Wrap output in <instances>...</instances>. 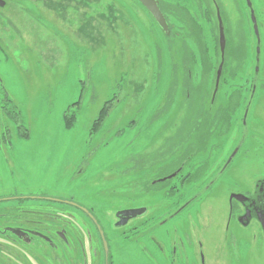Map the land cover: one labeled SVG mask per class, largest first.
Here are the masks:
<instances>
[{"label": "rangeland", "instance_id": "1", "mask_svg": "<svg viewBox=\"0 0 264 264\" xmlns=\"http://www.w3.org/2000/svg\"><path fill=\"white\" fill-rule=\"evenodd\" d=\"M169 1L190 9L198 20H207L205 14L213 20L206 11L208 5L212 8L211 0L203 5L205 14L193 0ZM222 3L232 22L225 59L213 23L176 27L167 38L136 0H10L4 11L9 28L0 24V40L7 42L0 48V76L7 89V95L0 91L5 106L0 124V198L33 195L49 202L0 203V229L18 225L16 208L22 207L58 213L54 224L43 218L49 224L41 228L61 233L70 229L83 239L89 229L97 237L95 227L105 231L113 245L147 244V218L115 230L120 212L147 206L155 213L167 206L158 200L160 194L150 199L134 191V184L144 179L132 174L139 154H156L172 145L173 150L199 153L193 163H202L207 155L217 169L244 140L246 151L244 147L205 199L167 226L169 244L179 233L188 234L194 244L202 237L208 264L231 263L228 256L216 254L226 233L228 194L237 188L250 190L264 178V11H256L263 21L256 72L253 26L236 24L244 4ZM260 3L253 0L256 10ZM254 85L259 120L250 113L244 128ZM220 109L228 126L207 147L198 125L204 126L208 117L215 122L211 118ZM102 111L105 117L97 124ZM77 210L85 211L86 217ZM133 227L138 228L135 237L130 236ZM249 234L244 238L256 243L252 235L256 231ZM0 244L10 246L1 238ZM27 252L25 260L31 264L62 263L65 258V251L52 248ZM139 259L136 264H143L144 258Z\"/></svg>", "mask_w": 264, "mask_h": 264}, {"label": "flooded vegetation", "instance_id": "2", "mask_svg": "<svg viewBox=\"0 0 264 264\" xmlns=\"http://www.w3.org/2000/svg\"><path fill=\"white\" fill-rule=\"evenodd\" d=\"M136 1L150 15L152 18V25L162 30L161 26L153 18L148 9L139 0ZM155 1L157 2L169 29L168 34L162 30L167 38L171 36V29L176 27H205L207 23H213V26L218 28L220 45L222 28L225 37V49L224 53H222L220 45V51L223 59H225L232 22L228 19V12L222 3V0H211L212 8L207 4L208 0H193L201 5V7L205 4L208 5L206 11H211L213 14L211 15L213 16V20L205 14L204 7L203 12L205 17H208V19L201 20L198 16L200 18L198 20L191 14L190 9L184 8L181 5L178 6L176 3L169 0ZM258 1H261L262 3L258 5L259 10H256L253 0H241V4H244V11L241 13V19L236 21V24L239 22L241 23L242 28L244 25L248 26V24H252L253 26L254 36L257 40L256 72L260 70L262 36L260 24L263 23V21L260 22L256 11H264V9H262L264 7V0ZM9 7L10 0H0V24L2 23V27L9 28V18L4 14V11H6ZM253 14L256 20L259 37H257L255 31V24L252 19ZM236 28H238V26ZM262 33H264L263 30ZM2 43L7 45V42L3 40L0 42V48H2ZM235 43H238V39H235ZM239 44L240 42L238 45ZM258 47L260 48L259 55L257 52ZM238 53L239 51L236 49L234 54L237 55ZM221 70H223V65ZM222 72L223 71H221V73ZM219 82L220 79L216 87L219 86ZM256 88L257 87L254 85L251 100L244 114V128L247 126V119L250 113L253 114L255 118H257L256 114H259V109L255 114L256 109L253 106L254 92L256 91ZM0 91L5 92L7 95V89L4 86L1 76ZM4 108L5 106L0 101L1 125L3 121L1 116L4 114ZM226 109L228 113L229 107H226ZM218 112L220 113L213 116L211 121L223 117L221 109ZM261 112L264 117V110H261ZM2 143L3 137L0 131V152L2 150ZM245 144V141L242 140L235 149V151L237 149L238 150L233 159L229 162L235 151L229 155L223 165L217 169H215L212 162H210L211 159L209 158L208 160L207 155L202 160V163H193L194 159H198L199 153H186L185 149L180 151L163 146L156 154L149 152L139 154V158H136L139 163L134 168L132 166V174H134L135 177L143 175L144 179L134 184V191H139V193L148 196L150 199H157L155 196L160 194L162 195V198L159 197L158 200L166 203L167 206L165 209L160 210V212L155 213H150L147 206H136L127 209H145V212L142 213L141 216L129 219L123 226L118 225L126 221V216L117 215L115 230L119 231L127 226H130L133 222L142 218H147L144 230V233L146 234L145 236L149 241L147 244H137L135 242L124 245H113L109 243L111 240H107L105 231H103L104 233L102 235L101 232L95 229V227L93 229L95 233H97V237H93L89 229V231H85L88 232V234H86L83 239L78 237L74 231L70 229L69 232L66 230L61 233L57 231V229L41 228V225L49 224L44 222L42 220L43 218H47L50 220V223L54 224L52 220L56 221L59 219L58 213L56 211L41 212L35 209H30L28 211L22 207H17V215L20 216L17 223L18 225L7 224L5 227L0 229V238L2 241L10 243L9 247L5 244H0V254L5 258L0 257V264H31L29 260H25L27 250H29V248L39 250V248L43 247L48 249H57L58 251H65V256L63 255L65 258L62 260V263L54 261L53 264H136V262H141L139 261V256L144 258V261L142 262L143 264H208L205 253V247L207 246L205 245L206 243L204 244L202 237H199L196 244H194L188 234L179 233L174 244H169L166 237L169 235L171 230L167 228V226L177 217H180L183 213L190 210L196 204H200L201 201L205 199L203 197L209 193L219 178L224 177L223 175L226 173L237 155L241 151H246ZM244 147L245 149L243 150ZM144 156L145 159L143 158ZM199 159L202 158L200 157ZM202 171L203 173H201ZM9 197L10 196L1 197L0 203L16 201L19 203V206H21L22 202L26 200L47 201L46 199L38 198V196L35 197L33 195ZM81 210H77L79 212L77 213L86 217L84 213L85 211L83 212ZM65 214H67L68 219L72 221L75 220L73 213L69 214L66 212ZM3 217H5V219L8 218V212L3 213ZM67 224L69 226L71 225V222H67ZM234 227H239V229ZM251 230L256 231V234H252L253 240L256 241L254 244L249 243V240L244 238L245 235L250 236L249 233ZM137 231L138 228L133 227L130 231V236L132 237L134 235L133 237H135ZM66 232L68 236L66 235ZM175 232L178 233V230L175 229ZM115 234L116 236L118 235L114 231V235ZM240 236H242V238H240ZM222 239L223 242H221ZM222 239L220 238L218 241V252H216V254L228 256L231 263L223 262L220 264H264V178L257 180L253 184V188L250 190L246 189L244 191L237 188L236 190L229 192L227 227L226 233ZM86 240L88 242L87 244L84 243ZM37 242H40L41 245H38ZM104 242H106L107 245ZM12 248H15L16 250H13ZM11 250H13L14 253H11ZM116 257H119L120 260L117 261Z\"/></svg>", "mask_w": 264, "mask_h": 264}, {"label": "water", "instance_id": "3", "mask_svg": "<svg viewBox=\"0 0 264 264\" xmlns=\"http://www.w3.org/2000/svg\"><path fill=\"white\" fill-rule=\"evenodd\" d=\"M139 1L148 9V11L153 16V18L161 26L162 30L166 34H168L169 29H168V27L166 25L165 19H164L163 15H162L160 9L158 7L157 2L155 0H139ZM252 19H253L254 24H255V31H256L257 37H259V32H258V28L256 26V20H255L254 14L252 16ZM220 45H221V51H222V53H224V49H225V37H224L223 29L222 28H221ZM257 52H258V55H259V53H260V48L259 47L257 48ZM221 69H222V67H220V69L218 71L217 84H218V81H219L220 76H221ZM237 150L234 152V154L230 158L229 162L236 155ZM144 212H145V209H141V210H127V211H123V212L118 213V216H121V215L126 216V221L124 223H120L118 226H123L129 219L135 218L137 216H141L142 213H144ZM101 234L103 235V232H101ZM104 243L106 244V242H104Z\"/></svg>", "mask_w": 264, "mask_h": 264}, {"label": "trees", "instance_id": "4", "mask_svg": "<svg viewBox=\"0 0 264 264\" xmlns=\"http://www.w3.org/2000/svg\"><path fill=\"white\" fill-rule=\"evenodd\" d=\"M102 112L103 113H101V115L99 116V120L97 121V124H99V122H101V120L105 117L104 111ZM214 121L215 122H210V117H208L205 121L204 126L203 125L201 126L202 122L198 125V129L201 131L203 138H205L204 144L207 147H208L210 139L213 138L216 133H221V131L225 130V128L228 126V123H229L228 121L226 122V119L224 117L218 118ZM67 127L70 128L71 126L67 125ZM170 148H172V145Z\"/></svg>", "mask_w": 264, "mask_h": 264}]
</instances>
